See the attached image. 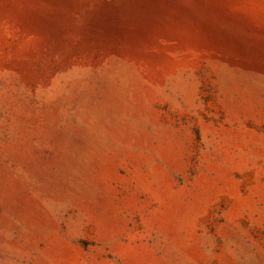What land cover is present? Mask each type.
Instances as JSON below:
<instances>
[{"label":"rangeland","instance_id":"374dc122","mask_svg":"<svg viewBox=\"0 0 264 264\" xmlns=\"http://www.w3.org/2000/svg\"><path fill=\"white\" fill-rule=\"evenodd\" d=\"M0 264H264V0H0Z\"/></svg>","mask_w":264,"mask_h":264}]
</instances>
